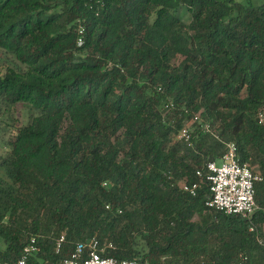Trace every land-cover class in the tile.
Segmentation results:
<instances>
[{"label":"trees","instance_id":"16d2710c","mask_svg":"<svg viewBox=\"0 0 264 264\" xmlns=\"http://www.w3.org/2000/svg\"><path fill=\"white\" fill-rule=\"evenodd\" d=\"M0 56V118L31 111L0 158V263L96 238L118 261L264 264L260 230L180 188L232 143L264 222V0H0Z\"/></svg>","mask_w":264,"mask_h":264},{"label":"built area","instance_id":"2783aa9c","mask_svg":"<svg viewBox=\"0 0 264 264\" xmlns=\"http://www.w3.org/2000/svg\"><path fill=\"white\" fill-rule=\"evenodd\" d=\"M78 45H81L80 42ZM197 119V117L194 118L193 122ZM257 121L260 125L264 124V111L259 112ZM205 131L209 132L208 127H205ZM175 140L189 145V129L182 128ZM196 177L198 178L197 183L183 182L180 185L181 190L195 197L196 191L205 184L208 187L209 196L204 205L208 210L227 216H239L250 223L249 232L257 234L260 230L264 234V222L260 225L252 223L254 215L259 212L254 199V186L262 179L259 175L253 174L246 164L239 162L235 145L225 144V153L221 159L218 162L207 163L203 170L196 171ZM62 241L63 238L57 242L56 252L59 251ZM112 250H114L112 243L108 241L101 243L96 238H92L86 244L78 245L72 254L63 259L60 264H148L138 261H118L107 256V252ZM38 252L36 242L32 239L23 248L15 264H28L30 257ZM237 264H247L246 258L240 255Z\"/></svg>","mask_w":264,"mask_h":264},{"label":"rangeland","instance_id":"374dc122","mask_svg":"<svg viewBox=\"0 0 264 264\" xmlns=\"http://www.w3.org/2000/svg\"><path fill=\"white\" fill-rule=\"evenodd\" d=\"M5 69L6 64L4 63V59H0V76L3 74ZM30 114L31 111L27 106L23 104H17L9 113L11 118L10 122L3 118H0V158L3 157L8 151V144L14 138L15 129L28 123ZM6 125H8L9 127L7 128ZM190 126V123H186L184 127L189 129ZM252 171L256 172V168H253ZM0 176H4L2 169H0Z\"/></svg>","mask_w":264,"mask_h":264}]
</instances>
